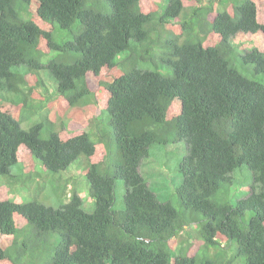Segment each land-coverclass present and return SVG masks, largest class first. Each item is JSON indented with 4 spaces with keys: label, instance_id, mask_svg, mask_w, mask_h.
Returning a JSON list of instances; mask_svg holds the SVG:
<instances>
[{
    "label": "trees",
    "instance_id": "obj_1",
    "mask_svg": "<svg viewBox=\"0 0 264 264\" xmlns=\"http://www.w3.org/2000/svg\"><path fill=\"white\" fill-rule=\"evenodd\" d=\"M168 144L156 195L138 168ZM26 162L77 163L93 209L0 201V264H264V0H0V176ZM185 230L235 253H176Z\"/></svg>",
    "mask_w": 264,
    "mask_h": 264
},
{
    "label": "rangeland",
    "instance_id": "obj_2",
    "mask_svg": "<svg viewBox=\"0 0 264 264\" xmlns=\"http://www.w3.org/2000/svg\"><path fill=\"white\" fill-rule=\"evenodd\" d=\"M259 43L260 38L258 36H254L247 41L237 35L231 40L232 46L240 52L259 47ZM69 126L70 128L75 126L80 127L79 125L72 124V122H69ZM185 155L186 152L184 149H176V145L172 144L166 146H153L150 148L149 157L143 160L139 167V172L149 187L160 185L152 189L153 193L156 195L162 194L165 188H167L170 193L171 189L174 191L171 182L175 179H177V181L179 180L176 168L178 162ZM77 161L81 162L82 159L79 158L76 162ZM76 166L77 163L71 166L74 168V171L70 170L68 172L50 175L44 172L37 163L33 166V173L30 170L31 164L29 162L19 164L10 171L8 177L0 176V201L20 204L35 200L44 206L59 208L69 201L71 194H76L81 200L83 210L90 213L93 209V201L88 196L86 180L83 174L80 175V173H78ZM27 167H29L28 170L26 169ZM158 168H160V170H158ZM158 174L165 178H159ZM250 178V172L239 170L236 174V179H234V184L239 187L249 184ZM240 189L243 190L244 188ZM238 192L235 194L239 196ZM123 194L124 187L122 183L118 181L116 185V200L113 205L114 210H121L123 208ZM24 227H26L24 222L18 224V228ZM183 232L172 240V246L176 253L182 251L186 255L195 256L198 259L221 256L223 260L229 255L230 256L226 260L230 259L235 253L236 245L233 242H228L230 248L227 249L226 254L223 255L219 252V249L225 242H218V246L205 249L202 242L196 240L193 234L191 235L187 230Z\"/></svg>",
    "mask_w": 264,
    "mask_h": 264
},
{
    "label": "clouds",
    "instance_id": "obj_3",
    "mask_svg": "<svg viewBox=\"0 0 264 264\" xmlns=\"http://www.w3.org/2000/svg\"><path fill=\"white\" fill-rule=\"evenodd\" d=\"M143 160H145V159H143ZM143 160L140 162V165H141V163L143 162ZM37 162H35V163H33V164H31V167H30V170H31V172L33 173V166H34V164H36ZM40 167H41V169H43V167L39 164V163H37ZM140 165H139V167H140ZM27 170L29 169V167H27L26 168ZM69 170H66V171H63V172H68V171H70V170H73L74 171V168L73 167H69L68 168ZM158 170H160V168H158ZM78 171V170H77ZM138 171H139V168H138ZM78 173H80V175H82L83 173L81 172V171H78ZM140 173V172H139ZM36 174V173H35ZM141 175V174H140ZM147 184V183H146ZM184 233V232H183Z\"/></svg>",
    "mask_w": 264,
    "mask_h": 264
}]
</instances>
